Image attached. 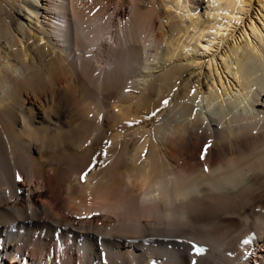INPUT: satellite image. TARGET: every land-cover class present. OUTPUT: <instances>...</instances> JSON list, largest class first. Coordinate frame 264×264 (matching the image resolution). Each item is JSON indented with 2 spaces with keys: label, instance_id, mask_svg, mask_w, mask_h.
<instances>
[{
  "label": "bare ground",
  "instance_id": "bare-ground-1",
  "mask_svg": "<svg viewBox=\"0 0 264 264\" xmlns=\"http://www.w3.org/2000/svg\"><path fill=\"white\" fill-rule=\"evenodd\" d=\"M57 244L264 264V0H0V264Z\"/></svg>",
  "mask_w": 264,
  "mask_h": 264
},
{
  "label": "snow or ice",
  "instance_id": "snow-or-ice-1",
  "mask_svg": "<svg viewBox=\"0 0 264 264\" xmlns=\"http://www.w3.org/2000/svg\"><path fill=\"white\" fill-rule=\"evenodd\" d=\"M239 22H240V21L237 20V23H239ZM131 90H132V89H130V88H129V89H126V91H131ZM192 94H193V95L195 94V89L192 90ZM168 104H169V100H168V99H165V100L163 101V105H164L165 107H167ZM159 111H160V110L158 109L157 112H159ZM157 112H153V113H152V116H156ZM210 148H211V142H209L208 145L203 149V154H202V156H201V159H205V158L207 157V154H208V151H209ZM94 168H95V165H93L92 168L89 169V171L84 172V173L82 174V176H81V180L86 181V180H87V177H88V175H89V172H90L91 170H94ZM204 170H205V171H208L206 165H205ZM16 179H17V180H22V177H21L19 174H17V175H16ZM243 243H244V244H247V243H249V241H248L247 239H245V240L243 241ZM194 250H195V252H196L197 254H201V253H204V252H205V248L202 247V246H199V245H197V246L195 247ZM250 255H251V254H250Z\"/></svg>",
  "mask_w": 264,
  "mask_h": 264
},
{
  "label": "rangeland",
  "instance_id": "rangeland-1",
  "mask_svg": "<svg viewBox=\"0 0 264 264\" xmlns=\"http://www.w3.org/2000/svg\"><path fill=\"white\" fill-rule=\"evenodd\" d=\"M205 7V6H204ZM204 7L202 6L201 8H200V12H204ZM48 251H49V249H48ZM48 251H46V252H48ZM60 252H63V251H60ZM60 255H62L63 257H64V253H60ZM66 257H64V259H65Z\"/></svg>",
  "mask_w": 264,
  "mask_h": 264
}]
</instances>
